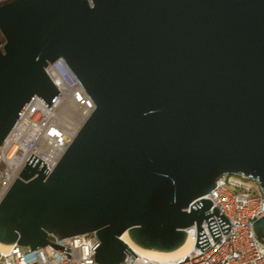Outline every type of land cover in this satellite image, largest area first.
Instances as JSON below:
<instances>
[{
  "label": "water",
  "instance_id": "obj_1",
  "mask_svg": "<svg viewBox=\"0 0 264 264\" xmlns=\"http://www.w3.org/2000/svg\"><path fill=\"white\" fill-rule=\"evenodd\" d=\"M0 147L62 59L94 104L47 174L32 153L0 204V244L95 231L98 264L210 247L230 223L205 199L224 176L264 193V0H15L0 6ZM253 234L264 245V216ZM136 256V255H135Z\"/></svg>",
  "mask_w": 264,
  "mask_h": 264
},
{
  "label": "built area",
  "instance_id": "obj_2",
  "mask_svg": "<svg viewBox=\"0 0 264 264\" xmlns=\"http://www.w3.org/2000/svg\"><path fill=\"white\" fill-rule=\"evenodd\" d=\"M13 1L0 0V6ZM2 33L0 28V37L6 41ZM46 71L59 90V96L50 107L39 97H33L2 143L0 204L27 166L32 153L46 163L47 174L53 171L94 110V104L68 63L59 59L49 64ZM231 177L234 176L217 178L211 192L204 196L212 202L210 214L216 207L230 223L229 231L222 235L217 218L212 214L220 232L214 241L206 221L201 222L210 247L202 251L197 249V229L192 225L186 229L190 248L184 257L167 262L155 260L137 253L126 242L136 256L126 254L120 264H264V245L253 234L255 220L264 216V193L257 181L256 186L251 187L243 177ZM95 237V231L60 240L50 236L47 247L33 250L17 243L5 244L4 248L0 247V264H98L93 255L99 246Z\"/></svg>",
  "mask_w": 264,
  "mask_h": 264
},
{
  "label": "bare ground",
  "instance_id": "obj_3",
  "mask_svg": "<svg viewBox=\"0 0 264 264\" xmlns=\"http://www.w3.org/2000/svg\"><path fill=\"white\" fill-rule=\"evenodd\" d=\"M128 234L125 233L124 235L121 236V238L127 242L129 245H131L132 247H134L135 251L139 254H145L147 256L152 257V259L155 260H164V261H171L172 259H175L177 257H184L186 255V253L188 252V248H190V239L189 237H186L185 243L180 247L177 248L176 250L172 251V253L170 254H166V253H151V251H148L146 249H140L138 248V246H136L131 240H128ZM1 248H4L5 245L0 244Z\"/></svg>",
  "mask_w": 264,
  "mask_h": 264
},
{
  "label": "rangeland",
  "instance_id": "obj_4",
  "mask_svg": "<svg viewBox=\"0 0 264 264\" xmlns=\"http://www.w3.org/2000/svg\"><path fill=\"white\" fill-rule=\"evenodd\" d=\"M5 44V40L3 38L0 37V50L3 49V46ZM71 111V110H70ZM78 115V114H77ZM80 117V116H78ZM79 122V121H77ZM232 179H235L234 177H231ZM248 184L252 187V186H256V181L252 180V181H249ZM137 246V245H136ZM139 248V247H138Z\"/></svg>",
  "mask_w": 264,
  "mask_h": 264
}]
</instances>
